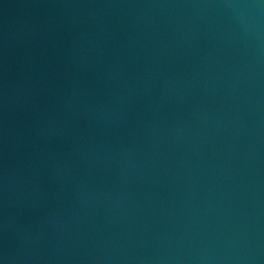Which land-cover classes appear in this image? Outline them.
Listing matches in <instances>:
<instances>
[{
    "label": "water",
    "instance_id": "1",
    "mask_svg": "<svg viewBox=\"0 0 264 264\" xmlns=\"http://www.w3.org/2000/svg\"><path fill=\"white\" fill-rule=\"evenodd\" d=\"M2 264H264V0H0Z\"/></svg>",
    "mask_w": 264,
    "mask_h": 264
},
{
    "label": "clouds",
    "instance_id": "2",
    "mask_svg": "<svg viewBox=\"0 0 264 264\" xmlns=\"http://www.w3.org/2000/svg\"><path fill=\"white\" fill-rule=\"evenodd\" d=\"M0 264H2V261H0Z\"/></svg>",
    "mask_w": 264,
    "mask_h": 264
}]
</instances>
